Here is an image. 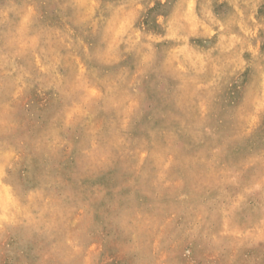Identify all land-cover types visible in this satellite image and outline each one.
Instances as JSON below:
<instances>
[{
	"label": "rangeland",
	"instance_id": "obj_1",
	"mask_svg": "<svg viewBox=\"0 0 264 264\" xmlns=\"http://www.w3.org/2000/svg\"><path fill=\"white\" fill-rule=\"evenodd\" d=\"M0 11V264H264V0Z\"/></svg>",
	"mask_w": 264,
	"mask_h": 264
},
{
	"label": "bare ground",
	"instance_id": "obj_2",
	"mask_svg": "<svg viewBox=\"0 0 264 264\" xmlns=\"http://www.w3.org/2000/svg\"><path fill=\"white\" fill-rule=\"evenodd\" d=\"M121 7H123V6H121ZM63 9V8H62ZM122 9V8H121ZM111 10V9H110ZM1 12V11H0ZM150 13V12H149ZM183 13V12H182ZM135 14V13H134ZM129 15V14H128ZM109 17H110V15H109ZM133 17V16H132ZM173 18V17H172ZM23 19V18H22ZM182 19V18H181ZM19 20V19H18ZM92 20V19H91ZM177 21V20H176ZM126 26H127V24H126ZM171 26V25H170ZM106 27V26H105ZM169 27V26H168ZM178 29V28H177ZM19 31V30H18ZM105 33V32H104ZM18 34V33H17ZM103 34V33H102ZM23 35V34H22ZM21 36V35H20ZM37 36V35H36ZM144 36V35H143ZM170 37V36H169ZM175 37V36H174ZM231 38V37H230ZM17 39V38H16ZM18 39H20V38H18ZM17 39V40H18ZM46 39H47V37H46ZM36 40V39H35ZM67 40V39H66ZM119 40H120V38H119ZM53 41V40H52ZM56 41V40H55ZM80 42V41H79ZM50 43V42H49ZM245 43V42H244ZM142 44V43H141ZM71 45V44H70ZM73 45V44H72ZM146 45V44H145ZM138 46V45H137ZM25 48V47H24ZM42 49V48H41ZM181 49V48H180ZM115 50V49H114ZM114 50H111V51H114ZM178 50V49H177ZM109 51V50H108ZM188 52H190V51H188ZM102 53V52H101ZM144 53H146V52H144ZM173 53V52H172ZM194 54V53H193ZM177 55V54H176ZM194 56V55H193ZM196 56V55H195ZM177 57V56H176ZM262 58V57H261ZM35 60V59H34ZM117 60V59H116ZM191 61V60H190ZM194 61V60H193ZM192 63V62H191ZM142 65V64H141ZM73 66V65H72ZM143 66V65H142ZM211 67V66H210ZM162 68V67H161ZM70 69V68H69ZM146 69V68H145ZM148 69V68H147ZM74 70V69H73ZM91 70V69H90ZM93 70V69H92ZM77 71V70H76ZM141 71V70H140ZM150 72V71H149ZM139 73V72H138ZM161 74V73H160ZM119 75V74H118ZM141 75V74H140ZM132 76V75H131ZM186 77V76H185ZM85 83V82H84ZM129 83V82H128ZM86 85V84H85ZM59 86V85H58ZM57 86V87H58ZM107 87V86H106ZM5 89V88H4ZM136 91V90H135ZM91 92V91H90ZM65 94H66V92H65ZM108 94V93H107ZM132 94V93H131ZM251 94V93H250ZM69 96V95H68ZM63 99V98H62ZM129 99V98H128ZM87 100V99H86ZM103 100V99H102ZM151 100V99H150ZM260 100V99H259ZM77 102V101H76ZM162 104V103H161ZM168 104V103H167ZM172 105H174V104H172ZM65 107V106H64ZM3 108V107H2ZM1 108V109H2ZM186 108V107H185ZM174 109V108H173ZM2 111V110H1ZM2 113V112H1ZM189 113V112H188ZM68 114V113H67ZM237 114V113H236ZM186 115V114H185ZM199 115V114H198ZM64 117V116H63ZM185 117V116H184ZM238 118V117H237ZM239 119V118H238ZM241 119V118H240ZM4 122V121H3ZM238 124V123H237ZM120 126V125H119ZM238 127V126H237ZM169 131V130H168ZM178 133V132H177ZM189 134V133H188ZM184 135V134H183ZM185 139V138H184ZM43 140V139H42ZM201 141V140H200ZM40 144V143H39ZM77 145V144H76ZM85 147V146H84ZM98 149V148H97ZM106 149V148H105ZM115 149V148H114ZM102 150V149H101ZM170 150V149H169ZM108 151V150H107ZM106 156V155H105ZM101 159V158H100ZM166 159V158H165ZM92 161V160H91ZM78 163V162H77ZM80 163V162H79ZM139 164V163H138ZM135 177V176H134ZM97 179V178H96ZM243 181V180H242ZM10 193V192H9ZM195 198V197H194ZM28 201V200H27ZM34 202V201H33ZM264 207V206H263ZM69 213V212H68ZM53 214V213H52ZM54 215V214H53ZM61 216V215H60ZM51 221V220H50ZM188 222V221H187ZM15 226V225H14ZM38 232V231H37ZM170 232V231H169ZM10 239V238H9ZM39 244V243H38ZM46 253V252H45ZM258 254V253H257ZM39 256V255H38ZM71 257V256H70ZM83 259V258H82Z\"/></svg>",
	"mask_w": 264,
	"mask_h": 264
}]
</instances>
